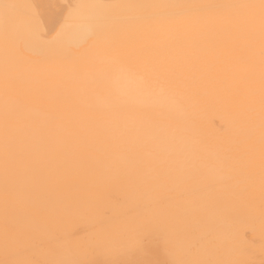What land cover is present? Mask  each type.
Returning a JSON list of instances; mask_svg holds the SVG:
<instances>
[{"label":"bare ground","instance_id":"6f19581e","mask_svg":"<svg viewBox=\"0 0 264 264\" xmlns=\"http://www.w3.org/2000/svg\"><path fill=\"white\" fill-rule=\"evenodd\" d=\"M0 264H264V0H0Z\"/></svg>","mask_w":264,"mask_h":264}]
</instances>
